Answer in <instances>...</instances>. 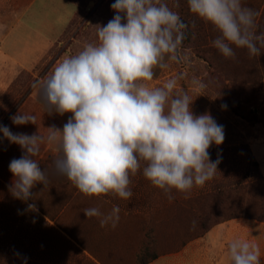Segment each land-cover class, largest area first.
Masks as SVG:
<instances>
[{"label": "clouds", "instance_id": "obj_1", "mask_svg": "<svg viewBox=\"0 0 264 264\" xmlns=\"http://www.w3.org/2000/svg\"><path fill=\"white\" fill-rule=\"evenodd\" d=\"M187 4L195 17L218 33L212 45L225 58L235 59V49H246L250 57L261 55L264 32L256 31L258 13L242 0H187ZM111 8L115 15L99 26L97 43L64 59L42 83L33 85L49 115L71 113L63 128L50 126L44 137L13 133L0 124L3 138L24 153L9 163L14 198L28 201L37 184L47 185L48 176L33 159L45 141L59 154L54 160L56 173L86 197L128 200L133 195L130 176L142 169L169 200L173 190L187 198L193 187H203L217 172L220 160L211 161L208 150L224 142L223 126L209 113L194 115L189 95L175 92L176 80L159 88L145 83L153 79L155 67L167 66L166 58L178 59L188 25L165 0H115ZM10 119L18 126L35 121L23 113ZM27 210L38 212L35 203ZM83 213L98 218L102 228L115 229L120 220L119 206L107 212L89 207ZM228 260L260 264L259 250L235 239L228 245Z\"/></svg>", "mask_w": 264, "mask_h": 264}, {"label": "rangeland", "instance_id": "obj_2", "mask_svg": "<svg viewBox=\"0 0 264 264\" xmlns=\"http://www.w3.org/2000/svg\"><path fill=\"white\" fill-rule=\"evenodd\" d=\"M32 2L0 0V15L24 11ZM114 2L55 0L59 42L43 66L33 72H23L1 97L0 124L13 133H24L12 130L16 125L10 122L14 114L9 112L28 114L40 99L38 91L30 95L35 89L33 85L43 82L64 59L77 55L87 44L98 42L99 26L106 25L115 15L111 8ZM165 2L179 13L192 30L193 38L190 42L183 41L176 61L166 58L167 66L155 67L153 79L145 83L149 88H159L169 80H176L175 92L189 95L194 115L209 113L223 126L224 142L219 146L213 144L208 150L211 161L220 160L214 177L203 187H193L187 198L173 190L174 198L169 200L143 176L141 169L130 176L133 192L130 199L112 195L86 197L66 177L56 173L54 160L59 154L56 149L48 150L51 145L45 141L41 143L44 152L33 159L42 157L38 164L48 176V183L37 184L32 189L35 195L29 203L14 198L9 190L13 182L9 163L19 159L23 150L0 133V264H52L53 261L68 264L70 256L75 257L77 252L69 237H83L85 229L84 225L72 222L73 215L82 214L84 206L92 202L140 212L141 252L150 244L151 250L159 255L179 249L228 218L258 219L264 215V49L256 57H250L246 49H235V59L225 58L212 45L218 33L189 11L187 0ZM177 2L179 7H174ZM242 4L258 13L256 31L264 32V0H242ZM49 8L52 12V6ZM44 9L39 11L41 17L54 20L48 8ZM196 82L205 87L201 89ZM51 116L45 115V118ZM70 116L71 113L59 116L62 126ZM48 127L46 124L40 133L46 136ZM31 203L36 204L38 212L27 210ZM47 220L54 222L58 229ZM76 258L78 264H84L81 258Z\"/></svg>", "mask_w": 264, "mask_h": 264}, {"label": "crops", "instance_id": "obj_3", "mask_svg": "<svg viewBox=\"0 0 264 264\" xmlns=\"http://www.w3.org/2000/svg\"><path fill=\"white\" fill-rule=\"evenodd\" d=\"M54 6L55 0H33L31 6L24 11L17 10L10 15H0V99L23 72H33L43 66L51 50L59 42L61 35L59 28L56 30L58 26L54 17ZM44 8H48L54 20L47 21L41 17L39 11ZM36 91L38 89L35 87L30 95ZM27 112L35 117L34 123L16 125L13 131L28 135L38 133L46 137L47 135L40 133L44 131L46 124H57L58 128H63L60 115L53 113L51 117L45 118L49 114L45 112L40 99ZM9 114L15 115L12 111ZM65 123L64 121L63 125ZM44 148L40 144V150L34 157L37 158L43 153ZM54 149L53 145L48 147V150ZM41 159L42 157L37 162ZM113 206L116 205L92 202L86 204L83 210L100 207L107 212ZM119 208L120 220L115 229L110 225L102 228L96 217L87 218L84 213H74L72 222L84 225L85 229L83 237H69V242L74 244L77 252L75 257L67 256L68 264H78L77 256L84 264H140V212L135 213L134 209L124 206ZM47 221L58 229L54 222ZM235 239L255 245L259 250L260 264H264V222L249 218H235L216 224L203 235L187 241L179 249L160 255L149 264H229L228 245ZM52 264L58 263L53 261Z\"/></svg>", "mask_w": 264, "mask_h": 264}, {"label": "trees", "instance_id": "obj_4", "mask_svg": "<svg viewBox=\"0 0 264 264\" xmlns=\"http://www.w3.org/2000/svg\"><path fill=\"white\" fill-rule=\"evenodd\" d=\"M192 38H193V32H192V30H191L189 27H187L184 41H186V42H190V41L192 40ZM28 202H29V200H28ZM29 203H30V202H29ZM235 218H243V217H233V218H228V219L223 220V221H221V222H224V221H227V220H230V219H235ZM249 219H250V218H249ZM254 220H258V221H262V222H264V215H262L261 218L254 219ZM221 222H218V223H216V224H219V223H221ZM216 224H215V225H216ZM213 226H214V225H213ZM213 226H212V227H213ZM212 227H211V228H212ZM211 228H209V229H211ZM209 229H206L205 232H207ZM205 232H204V233H205ZM204 233H203V234H204ZM203 234H202V235H203ZM149 246H150V244H147V245L145 246L143 252H141V255H140V264H149V262L153 261L154 259H157V258L160 256L159 253H157V252H153Z\"/></svg>", "mask_w": 264, "mask_h": 264}]
</instances>
